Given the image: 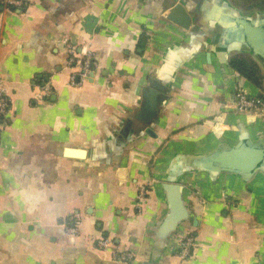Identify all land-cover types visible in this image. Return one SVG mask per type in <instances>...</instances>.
Instances as JSON below:
<instances>
[{"label":"crops","instance_id":"0c3cea01","mask_svg":"<svg viewBox=\"0 0 264 264\" xmlns=\"http://www.w3.org/2000/svg\"><path fill=\"white\" fill-rule=\"evenodd\" d=\"M177 2L190 14L187 28L167 18ZM24 4L0 8L9 99L0 264H264V171L246 181L181 173L179 219L163 188L177 154L234 144L241 127L252 140L264 134V118L228 111L212 125L211 116L238 86L264 98V0ZM86 53L92 67L78 82L71 59ZM190 232L193 254L182 260L178 243ZM99 237L109 245L99 248ZM117 249L134 259H115Z\"/></svg>","mask_w":264,"mask_h":264},{"label":"water","instance_id":"95a60500","mask_svg":"<svg viewBox=\"0 0 264 264\" xmlns=\"http://www.w3.org/2000/svg\"><path fill=\"white\" fill-rule=\"evenodd\" d=\"M167 18L181 27L187 28L190 24V14L186 7L177 2L169 8ZM264 34V31H262ZM250 36L252 35L249 34ZM251 39V38H250ZM93 72L90 73V77ZM256 118L246 116V121ZM151 133L150 129L147 130ZM169 168L173 175L163 184L166 199L171 207V217H184L181 187L178 177L186 171L207 173L216 179L221 173L238 175L242 180L251 179L257 172L264 171V134L252 140L246 129L241 127L238 139L234 144L220 142L205 152L177 154L171 161ZM170 219V218H169ZM176 218H171V223Z\"/></svg>","mask_w":264,"mask_h":264},{"label":"built area","instance_id":"2783aa9c","mask_svg":"<svg viewBox=\"0 0 264 264\" xmlns=\"http://www.w3.org/2000/svg\"><path fill=\"white\" fill-rule=\"evenodd\" d=\"M24 3L25 0H0V7L7 9H21ZM71 61L77 63L79 66L77 74L79 80L77 81L82 82L86 80L92 67L91 56L87 53L82 56L76 55V57L71 59ZM73 79L74 75L72 77V81ZM43 89L44 94L48 95L50 93V88L48 86L45 85ZM8 107L9 99L4 94L2 82H0V127L1 120L5 118ZM228 111L242 113L244 115H251L255 118H264V98L260 96H251L247 94L241 86H238L233 92L231 101L226 103L220 112L213 115L212 125H218V123H221L223 121L224 115ZM76 231L77 227L75 225L68 228L69 233H74ZM96 243L99 248H105L109 245L110 238L99 237L96 239ZM194 244L195 236L191 232L187 233L180 239L177 250L180 259L186 260L192 256ZM113 254V257L120 261H130L135 257L132 252L122 249H117Z\"/></svg>","mask_w":264,"mask_h":264},{"label":"trees","instance_id":"16d2710c","mask_svg":"<svg viewBox=\"0 0 264 264\" xmlns=\"http://www.w3.org/2000/svg\"><path fill=\"white\" fill-rule=\"evenodd\" d=\"M24 7H25V4H23L21 9H23ZM235 65H236V67L240 70V72L244 76H246V77H248L250 79H253V80H257L258 79V75H256V71H255L254 68H249V70H248V68L246 67L245 63L242 62V61L235 62ZM222 109H223V107L221 109L216 110V112L212 113L211 116L213 117L214 114L220 112Z\"/></svg>","mask_w":264,"mask_h":264}]
</instances>
